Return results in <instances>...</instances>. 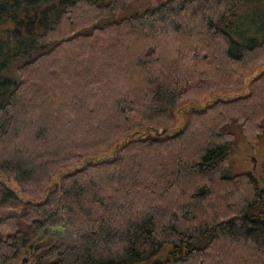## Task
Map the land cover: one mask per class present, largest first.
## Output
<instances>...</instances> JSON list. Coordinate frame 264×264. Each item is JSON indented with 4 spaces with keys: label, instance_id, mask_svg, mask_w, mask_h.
Returning a JSON list of instances; mask_svg holds the SVG:
<instances>
[{
    "label": "trees",
    "instance_id": "1",
    "mask_svg": "<svg viewBox=\"0 0 264 264\" xmlns=\"http://www.w3.org/2000/svg\"><path fill=\"white\" fill-rule=\"evenodd\" d=\"M133 1L0 0V264H264V0Z\"/></svg>",
    "mask_w": 264,
    "mask_h": 264
},
{
    "label": "rangeland",
    "instance_id": "2",
    "mask_svg": "<svg viewBox=\"0 0 264 264\" xmlns=\"http://www.w3.org/2000/svg\"><path fill=\"white\" fill-rule=\"evenodd\" d=\"M163 0H135L131 3L129 6L127 12H134L137 10H141L146 6L156 5L160 3ZM181 118H178L180 120ZM162 130V128L160 129ZM154 132V131H153ZM113 150H109L107 153L102 154V156H110L112 154ZM90 159V158H89ZM264 160V141H260L255 146H251L244 140L242 137H239L238 144L236 146V150L231 158V164L230 169L227 168V172L238 173L242 171H251L256 176V178L259 180L261 185H264V173L262 172V162ZM84 161H81L82 164ZM69 168H60L57 172V174L54 176L53 180H58L60 178V175ZM10 185L16 187V182L13 180H9ZM216 192H218V185L215 186ZM178 197L176 194H169L168 195V201L172 203V200H176ZM211 201V198L208 202ZM11 209L10 207L0 208V214L4 211H7ZM50 233L55 234L59 239H64L66 241L72 240V235L69 229L67 228H51L49 230ZM29 258V256L26 253H22L18 260H14L13 262H10V264H20L23 262V258ZM32 257V256H30ZM27 258V259H28ZM31 260V259H30ZM29 261V259H28Z\"/></svg>",
    "mask_w": 264,
    "mask_h": 264
},
{
    "label": "flooded vegetation",
    "instance_id": "3",
    "mask_svg": "<svg viewBox=\"0 0 264 264\" xmlns=\"http://www.w3.org/2000/svg\"><path fill=\"white\" fill-rule=\"evenodd\" d=\"M22 253H26V254L29 256V258L27 257V258L29 259V261H28L27 258H26V259L23 258V262H22V263L26 264V263H33V262H34L33 257H30V256H31V253H30V250H29L28 248H27V249H24ZM20 256H21V255H20ZM20 256H19V257H20ZM18 259H19V258H18ZM18 259H17V260H18ZM30 259H31V260H30Z\"/></svg>",
    "mask_w": 264,
    "mask_h": 264
}]
</instances>
